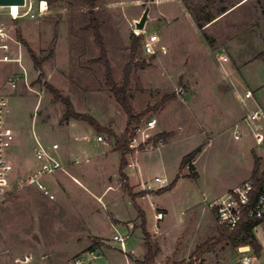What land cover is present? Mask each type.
I'll return each instance as SVG.
<instances>
[{"label":"rangeland","instance_id":"374dc122","mask_svg":"<svg viewBox=\"0 0 264 264\" xmlns=\"http://www.w3.org/2000/svg\"><path fill=\"white\" fill-rule=\"evenodd\" d=\"M42 1L45 12L39 10ZM33 3L29 13L23 9L17 20L9 18L14 40L26 42L42 62L40 78L27 48L20 43L23 64L30 70V90L21 85L15 91L7 87L13 96L9 107L23 118L19 126L16 114L15 119L11 116L17 127L15 145L21 140L32 143L36 118L37 128H33L48 132V142L55 140L69 152L84 148L94 158L86 160L80 151L76 158L69 155L65 159V172L50 180L55 201L27 187L0 205V264H76L89 252H96L100 259L85 264L142 262V219L124 192L125 181L119 175L121 153L115 151L114 139L109 146L97 143L96 137L103 135L90 134L92 129L85 122L66 135L64 106L47 88L53 87L69 99L77 113L105 123L118 137L124 135L127 116L106 83L104 67L90 63L100 57V51L85 2ZM148 6L150 20L140 37L157 35L167 52L148 57L140 48L131 63L135 22ZM224 10L229 11L221 15ZM94 11L119 87L130 67V107L135 115L146 113L139 127L155 119L157 128L151 139L168 136L143 150H132L129 145L132 153L127 163H135L136 169L124 171L134 184H140L136 204L143 210L152 242L160 248L154 264H235L241 256L227 244L198 262L194 253L209 241L207 248L211 247L219 238V225L209 203L249 181L254 169L255 150L251 148L255 142L249 131L242 142L233 138V128L241 122L245 109L232 90L244 96L248 87L253 89V80L264 83V0H97ZM209 19L213 21L207 24ZM17 48L15 44V54ZM251 60L262 61L252 63L237 78L235 72L232 78L224 69L227 63L239 71ZM19 71L13 69L7 84ZM247 104L246 111H252V101ZM247 143L250 146L243 149ZM199 148L201 153L181 170L183 159ZM25 150L15 167L19 175L32 168L23 165L31 156ZM261 165L264 170V161ZM178 175L176 187L169 192L159 195L158 186L152 192L143 190V185L158 176L171 185ZM159 214L161 220L155 218ZM118 234L130 236L126 252L113 241ZM255 236L264 247V224Z\"/></svg>","mask_w":264,"mask_h":264},{"label":"built area","instance_id":"2783aa9c","mask_svg":"<svg viewBox=\"0 0 264 264\" xmlns=\"http://www.w3.org/2000/svg\"><path fill=\"white\" fill-rule=\"evenodd\" d=\"M43 3L44 1L39 4V10L41 12L47 10V7L44 6ZM23 9H27L29 13L32 10V5L27 4L26 1V5L20 8V11ZM10 14L13 20H17L20 17V12L16 15L11 12ZM142 34L145 35V32L135 30V36L140 37ZM0 39L3 42H13L18 46L15 58L6 55L1 60L4 63L16 64L21 71V74L13 76L14 78L9 81L8 87L15 91L18 89L20 83H23L25 87L30 90L28 72L23 64L24 59L21 44L16 42L14 38L9 37L4 29L0 30ZM141 49L145 56L148 57H155L160 53L165 54L167 52L166 48L160 45V39L157 35H147L143 38ZM0 50L5 53H10L11 51L7 44L0 46ZM245 99H253V93L248 91L245 95ZM9 118V98L5 94L0 93V205L14 192L23 190L27 187L35 188L49 201H55L56 196L46 183V179L65 172L64 164L59 155V145L53 144L51 147H46L36 139L34 158L37 166L33 170L28 171V173L19 175L11 159V152L16 142V136L8 126ZM156 128L157 121L155 119H150L145 122L143 126H138L135 130L136 136L130 143V148L136 150L141 144L147 143V141L151 139L152 133ZM246 131H249L256 144H264V112L262 110L247 115L239 124L234 126V140L237 142L242 141L247 134ZM96 142L103 146H109L111 139L107 136H98ZM139 142H141V144ZM128 167L132 170L136 169V166L133 164H130ZM168 185L169 181L167 178L157 177L154 179L153 183L143 185V190L145 192H152L153 186H158L160 189H163ZM209 209L215 212L220 227L225 228L229 232H234L248 219H264V187L260 191L255 192L254 183L249 180L210 202ZM160 218H162V214L157 216L158 220H161ZM129 240V235L120 236L118 234L113 237V241L120 244L123 252H126V243ZM237 254L241 257L235 264H259L260 258L256 256L253 249L249 246L238 248ZM99 259L100 257L96 252H89L85 257H80L76 261V264H85L86 262Z\"/></svg>","mask_w":264,"mask_h":264},{"label":"trees","instance_id":"16d2710c","mask_svg":"<svg viewBox=\"0 0 264 264\" xmlns=\"http://www.w3.org/2000/svg\"><path fill=\"white\" fill-rule=\"evenodd\" d=\"M85 5L88 10V16L90 18V27L94 33L95 37V43L100 51V57L96 60L90 61L91 64H102L104 67L105 72V80L108 86L111 88L112 95L115 99V101L118 103V105L122 108L123 112L127 116V126L124 132V135L122 137H118L112 129H104L102 128L99 123L91 116L89 115H82L75 111V108L71 101L67 98H64L61 96L60 92L53 87L47 86V88L50 90V92L53 95V98L55 101L61 103L64 106V115L62 118L63 123H68L70 121H77V122H85L89 126H91L97 133H105L107 134L110 139H114L115 141V151L121 153V162H120V168H119V175L122 179L125 181V185L123 187L124 192L128 195V197L131 199L133 204L136 206L138 210V214L140 218L142 219V228L144 233V245L146 249V254L142 262H136V264H154L158 254L160 253V248L157 244L152 242L151 235L148 233L146 229V220L144 213L138 208L136 201L138 198H140L139 194H134L131 187L129 186L127 176L125 175V170L128 167L127 163V156L132 153V151L129 149V145L131 141L135 138V130L139 126L140 121L145 117L146 113H142L140 115H135L130 107L129 104V95H128V86H129V70L130 67H126L125 73H124V83L122 87H119L113 77V71L110 64V60L108 58V54L105 48V44L102 38V35L100 33V24L97 22V18L95 16V9H96V2L97 0H84ZM229 10H224L221 15H224ZM213 20H207V24H210ZM198 27L202 29L204 26L201 25L198 21ZM132 44L130 47V62L132 63L135 59V56L137 55L138 51L141 48V37H135L132 35ZM20 43L24 45V47L27 48L28 53L35 65V68L38 72L42 73V62L39 61L34 52L30 49V47L27 45L26 42H24L22 39H20ZM53 55V51L51 52V56ZM130 63V64H131ZM40 78H42V75H40ZM167 135L161 134L156 136L155 138L151 139L147 143L141 145L138 149L143 150L148 145L157 144L160 141H163L167 138ZM137 149V150H138ZM202 149L199 148L195 152L191 153L187 157H185L182 161V165L180 169L182 170L186 165H189L193 162L195 157L201 153ZM254 169L251 175V181L254 183L255 186V192L260 191L264 187V170H262L261 165V159L254 153ZM180 177L179 175L176 177V179L172 182L171 185H169L165 189H161L158 194H164L166 192H169L173 190ZM216 218L215 212H212ZM217 220V218H216ZM264 224V219L261 220H252L248 219L246 222L242 223L234 232H229L223 227L219 226V238L213 240L214 243L211 247L207 248V245L210 243L207 242L201 246H199L194 256L196 258V262L200 260L202 257H204L207 254H210L213 252V250L217 247H219L222 244H227L235 249H238L240 247L249 246L253 249L256 256L260 258L262 256V246L259 244L256 236H255V229L260 227ZM211 241V242H213ZM194 264V263H190Z\"/></svg>","mask_w":264,"mask_h":264},{"label":"crops","instance_id":"0c3cea01","mask_svg":"<svg viewBox=\"0 0 264 264\" xmlns=\"http://www.w3.org/2000/svg\"><path fill=\"white\" fill-rule=\"evenodd\" d=\"M27 1V4H31L32 5V8H34V0H29V2H28V0H26ZM6 10V11H5ZM11 17V14H10V11H9V9L8 8H0V30H2V29H4V31L7 33V35L9 36V37H12L13 38V36L11 35L12 34V32H11V30H10V26H11V21H10V18ZM10 25V26H9ZM160 39V38H159ZM161 42V41H160ZM4 44H7V45H9V47H10V49H11V51H10V53H5L4 51H2V50H0V93H3V94H5L8 98H9V102H10V97H13V96H11L9 93H8V90H7V79L10 77V75L12 74V71H13V69L15 68V67H17L18 68V70H20L19 69V67L16 65V64H13V63H4V62H2L1 60L3 59V57L4 56H6V55H9L10 57H14L15 56V44L13 43V42H10V41H5V42H3V41H1V39H0V46H2V45H4ZM23 59H24V56H23ZM260 61H262V60H251V61H245V63L246 64H244V65H242L241 67H239V71H237V68L235 69L234 67V69L232 68V67H230L229 66V64H227V63H225V70H227V72H230V75H231V77L233 76L232 74H233V72H235L234 74V78H237V76H236V74H238V75H243L242 73L245 71V70H247L248 71V69H249V67H250V65L252 64V63H254V62H260ZM264 61V60H263ZM27 69V68H26ZM233 70V71H232ZM28 71H30L29 69H28ZM27 71V72H28ZM18 74H21V71H19V73ZM29 76H30V73L28 72V79H29ZM238 77H240V78H242L243 79V77H241V76H238ZM233 78V77H232ZM238 81V80H237ZM241 84V82H238V83H236V86H238L239 87V85ZM20 85L22 86V89H25V85L23 84V83H20ZM233 92H234V95H235V97L237 98V100L242 104V107L245 109V110H243L244 112H241L242 113V120H243V118H245L247 115H249V114H251V113H254V112H256V111H258V110H262L263 112H264V83H262V82H257V80H253V89L252 88H250V87H248L247 89H246V91H245V94H244V96H241L238 92H237V90L235 89V90H232ZM248 91H251L252 93H253V99H249V100H246L245 99V95H246V93L248 92ZM249 101H252V103H253V105L251 106L252 108H253V110L252 111H249V112H247L246 111V109L248 108V104H247V102H249ZM11 107V106H10ZM36 111V107H35V105H34V108H33V113ZM16 114V119H15V117H14V115ZM19 113L17 114L16 113V111H14L13 110V108L11 107L10 108V118H9V121H8V126H9V128L14 132L15 130L14 129H16L17 127H16V125H15V120L17 121L18 120V123H19V126H20V122H21V119H23L22 118V116L21 117H19ZM11 116L15 119V120H13V119H11ZM95 119V118H94ZM13 120V121H12ZM96 120V119H95ZM241 120V121H242ZM98 123H99V125L102 127V128H104V129H106V127H105V123H103V122H100V121H98V120H96ZM34 122H35V124H34V126L32 125V129H33V131H32V135H31V140H32V143H33V148L32 149H29V145L30 146H32V143L31 144H28V143H24L22 140L18 143V145L16 146V145H14V147H13V150H12V152H11V159H12V161H13V163H14V165H15V167H18L19 166V164L21 163V157H22V155H23V153L22 152H24V150L26 149V150H30L31 151V156L30 157H28L27 158V160H25V162L26 163H24L23 165L24 166H27V165H29V166H32V168H30V169H28L29 171H31V170H33L36 166H37V163H36V161H35V158H34V150H35V148H36V142H35V140L37 139L38 141H40L44 146H46V147H51L53 144H57V145H59V147H60V150H59V155H60V157H61V160H62V162H63V164H64V168H65V159H67L68 157H70L69 155H73V157L74 158H76V154L77 153H79L80 151L82 152V155H84V158L87 160V159H92V158H94L92 155H90V154H88V153H86V150H84V148H79L77 151L76 150H72L71 152H69L68 150H66V149H62L61 148V146H60V144H59V142H56L55 140L51 143V142H48L47 141V139H46V137H47V135L49 134L48 132H45V131H43V130H40L39 129V127H38V130L37 131H35L34 130V128L33 127H35V128H37V125H36V118H35V120H34ZM79 123H81V122H77V121H70V122H68V123H65L66 124V126H63L62 128L64 129V133L66 134L67 132L69 133V130H71V129H75V128H77L78 127V125H79ZM18 126V127H19ZM91 127V126H90ZM91 129L92 130H90V134H95L96 136L98 135V134H100V135H103V136H108L107 134H105V133H97L92 127H91ZM14 134H15V132H14ZM26 135V134H25ZM24 135V136H25ZM67 135V134H66ZM247 135V134H246ZM15 136H16V134H15ZM23 136V137H24ZM98 137V136H97ZM96 137V138H97ZM109 137V136H108ZM16 138H17V136H16ZM25 138V137H24ZM85 139H86V141H88V140H90V138L88 137V136H86L85 137ZM240 142H242V141H240ZM16 143V142H15ZM35 144V145H34ZM52 144V145H51ZM24 145H25V147H24ZM253 145V148H251V149H254L255 150V154L261 159V161H264V144L263 145H258V144H256V143H253L252 144ZM250 145H248V143L247 144H245V145H243L242 147H243V149L244 148H246V147H249ZM72 149H73V146L71 147ZM25 150V151H26ZM100 154V153H99ZM103 154V153H102ZM139 154V152H137V154L135 155V160H136V156ZM21 156V157H20ZM98 156H100V155H98ZM77 157H79V158H81V156H77ZM83 158V157H82ZM90 163V162H89ZM133 165H135L136 166V164L135 163H133ZM23 166V167H24ZM129 166V165H128ZM129 168V167H128ZM60 174V173H59ZM125 175L127 176V180H128V184H129V186L131 187V189H132V191H133V193L134 194H138L137 192L138 191H136L138 188H140V184H134L133 182H132V180H131V176H129V174H126L125 173ZM158 177H160V176H158ZM51 179H54V177H51V178H48V179H46V183L48 184V186L50 187V189L52 190V192H53V188H52V186H51ZM138 187V188H137ZM148 196V195H147ZM146 196V197H147ZM139 199V198H138ZM137 199V200H138ZM144 199V198H143ZM138 206V205H137ZM138 208L140 209L141 207H139L138 206ZM142 212H143V210L142 209H140ZM212 212V211H211ZM155 218L157 219V216H155ZM158 220V219H157ZM259 228V227H258ZM258 228H256V230L258 229ZM156 230V229H155ZM255 230V231H256ZM255 231H254V233H255ZM155 232V231H154ZM145 243V242H144ZM261 245V244H260ZM262 246V245H261ZM262 258H263V260H260V262H261V264H264V247L262 246ZM133 253V252H132ZM145 254H146V249H144V251L142 252V254H141V257L144 259V257H145Z\"/></svg>","mask_w":264,"mask_h":264},{"label":"water","instance_id":"95a60500","mask_svg":"<svg viewBox=\"0 0 264 264\" xmlns=\"http://www.w3.org/2000/svg\"><path fill=\"white\" fill-rule=\"evenodd\" d=\"M26 5V0H0V8H11L12 6H18L20 8ZM150 7L148 6L142 16V18L135 22V28L138 31L144 32L146 26L150 20L149 18ZM42 73L39 72V75ZM45 83V82H44Z\"/></svg>","mask_w":264,"mask_h":264},{"label":"bare ground","instance_id":"6f19581e","mask_svg":"<svg viewBox=\"0 0 264 264\" xmlns=\"http://www.w3.org/2000/svg\"><path fill=\"white\" fill-rule=\"evenodd\" d=\"M43 5L45 6L46 4L43 3ZM106 9H108V8H106ZM9 10H10L11 13H13L14 15H16L17 13L20 12V7H18V6H12L11 8H9Z\"/></svg>","mask_w":264,"mask_h":264}]
</instances>
